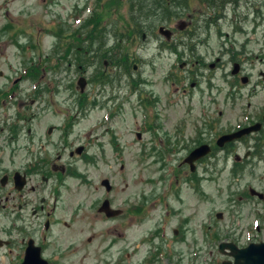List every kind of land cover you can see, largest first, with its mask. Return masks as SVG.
Segmentation results:
<instances>
[{
  "label": "rangeland",
  "instance_id": "rangeland-1",
  "mask_svg": "<svg viewBox=\"0 0 264 264\" xmlns=\"http://www.w3.org/2000/svg\"><path fill=\"white\" fill-rule=\"evenodd\" d=\"M108 1L0 0V83H5L9 77L17 78L22 72L23 62L25 66H30L31 62L40 63L36 59L38 57L43 61L47 56H51V62L56 64L57 55L65 49L72 31L89 15L91 4L94 5V9L98 7L100 14H103L109 5L111 14L119 19L118 27L121 26L120 22L128 23V29L133 30L134 25L129 22L128 15L133 10L129 9L133 0ZM135 1L138 5L141 0ZM203 1L152 0L150 4L146 3L141 16H147L141 23L143 26L141 32L146 35L145 42L158 41L160 37L156 33L158 26L170 27L177 32L178 22H188L189 16L197 17L193 13L196 14L197 10L204 8ZM259 1L239 0L236 7L226 2L225 13L228 10L227 13L231 14L234 9L233 13L236 16L253 13V7L259 8L260 12L257 15L261 14L263 21L260 24L256 23V34H247V37L258 40L248 43L242 49L239 45L244 35L236 34L234 37L237 45L230 49L227 43L220 45L218 42L223 43V38L216 36L214 29H210L209 37L206 38L209 47H198L196 51L198 55L205 57L206 66L213 63L216 69L212 71L208 67H201L198 70L199 74L212 72L205 78L203 77L205 75L202 76L194 91L184 81L178 82L177 79L175 85L165 81L168 69L173 65L171 58H165L167 54L164 58L157 57L155 54L157 49L153 44L139 45L140 34L136 36V33L123 36L125 43L122 49V42L117 33L122 29L117 27L114 37V29L110 26L104 30V45L97 53L93 51L96 46L87 48L86 55L91 62L89 66L76 67L75 63L67 65L65 61L59 63L57 69L43 72L34 80L19 79L15 83L21 91L17 98L26 106V121L23 123L26 139L31 137L36 147L39 141L50 153H54L61 145L59 139L61 132L58 128L67 122L65 134L68 136L70 147L87 145L86 154L90 160L87 163L79 161L77 170L88 174V185L79 184V179L72 178L67 179L66 186L60 189L61 204L57 212L59 224L53 231L52 241L55 246L52 250H57L59 256L64 246L71 243L73 246L69 253H63L62 257L58 258L61 259L59 264H114L115 256H119L121 251L128 252V257H121L123 264H146L144 256L147 244L136 249L135 242L137 240L139 243L144 237L145 234L140 232L142 229L146 231L149 226L154 230L160 228V225L165 226L167 245L170 247L166 264H214L226 260L225 256L216 254L215 246L216 243L226 240L224 230L230 223L231 196L240 194L241 187L249 183V177L242 175L241 171L236 175L230 172V158L227 160L222 153H218L212 159H205L201 169H198L197 173L202 176L199 192L193 193L184 186L178 193V200L174 193L170 194L169 203L175 214L169 211L168 217H163L160 204L153 210L145 207V211L148 212L146 218L151 219L145 220L146 228L141 226L143 228L140 229L141 227L134 226V223L126 228V225L110 220L101 223L98 220L100 215L94 216L95 219L91 218L89 213L81 218L78 216L68 232L60 222L66 219L69 212L65 211L66 206L69 209L89 201L90 212L93 213L94 203L103 198L110 199L112 206L115 207L126 197H132L134 202L142 197L147 201L153 188L158 183L164 184L159 180L161 166L159 162L153 160L155 156L153 157L147 148V155L145 150L140 149L142 144L150 148L148 137L153 135V130H150L151 133L141 134L139 139L136 138L137 132H143V121L150 127L155 122L162 127L157 130V136H162L169 125L173 128L178 123L185 122L189 138L188 134L191 135L189 130L199 125L197 115L203 117L204 114H212L215 117L217 111L220 113L217 125L219 134L238 118L239 111L244 108L246 102H249L250 109L264 103V90L261 88H256L255 95L250 99L245 96L248 87L239 82L234 83V77L229 74L231 63L228 61L229 57L233 56L234 61L238 63L239 73L236 71L234 75L238 74L239 78L248 76L250 82H253L259 75L264 77V0ZM221 2L222 0H215L211 6L213 7L211 14L221 10L219 8ZM165 6L168 8L165 9ZM74 13L78 14L77 19L72 18ZM138 15L135 12V17ZM253 18L255 16L249 14L248 19L242 23L243 30L250 32ZM226 19H229V16L224 20L219 19V29L222 34L230 35L229 22ZM131 37H134L131 39L133 42L128 44ZM201 39L205 37L202 36ZM119 46L120 48H117ZM122 55L127 56V63H124L128 67L133 63L136 71L126 70L122 66L120 79L117 80L114 60H121ZM81 57L83 58L82 53ZM175 69L171 71L183 75L182 72H177L176 67ZM95 75H100L104 84L93 83ZM209 76H212L210 81L212 85L207 87L210 89L208 93L206 80L210 78ZM78 77L85 80L81 93L76 85ZM34 83H37L35 91L32 89ZM107 83H110L111 87ZM135 83L134 87L141 97L148 99L150 96L157 97L159 100L157 105L153 102V105L150 103L146 107H136L134 97H130ZM230 83H234L235 87L229 89ZM181 87H184L186 93L181 92ZM188 88L191 92L187 91ZM233 89H238V92H235L239 95L235 106L231 105L227 96ZM212 97L216 102L211 103ZM167 98L173 104L168 109L164 106ZM9 110L13 112V109ZM153 113L156 114V120ZM48 127L50 131L47 133ZM159 138L163 140L162 137ZM182 144L184 145V142ZM77 160L79 158H74L75 162ZM206 164L207 168L204 170L203 166ZM102 179L107 181L110 189L104 190L105 188L100 186L99 182ZM242 211L243 207L240 206L239 218ZM215 213H220L219 218H215ZM236 220L241 221L238 218ZM2 225L0 222V264H6L5 258L2 257L1 244L4 239ZM210 228L216 229L217 233L211 234ZM174 229L176 233L172 234ZM87 238H90L89 243L86 241Z\"/></svg>",
  "mask_w": 264,
  "mask_h": 264
},
{
  "label": "flooded vegetation",
  "instance_id": "flooded-vegetation-1",
  "mask_svg": "<svg viewBox=\"0 0 264 264\" xmlns=\"http://www.w3.org/2000/svg\"><path fill=\"white\" fill-rule=\"evenodd\" d=\"M199 1L201 2V0ZM204 1L202 3L204 8L197 10L196 14L193 13V15L197 16L196 18L189 16L188 22H178L177 32L173 28L163 27L168 32L159 33L157 27L156 33L160 37H158V41L152 39L154 42H145L147 41L146 35L142 32L139 35V45L141 43H151L157 49L155 52L157 57L164 58V55L167 54L165 58L172 59L173 65L168 69L165 81L172 82V85H175L177 79L178 82L184 81L192 91L197 88L203 75H205L203 76L205 78L209 75V72L211 73L216 69V65L213 63L206 66L205 57L198 55L196 51L198 47H209V41L206 38L209 37L210 29H214L216 36L223 38V43H221L222 41L218 43L220 45L227 43L230 49L237 45L234 36L236 34L244 35L239 45L243 49L248 43H254L258 40L257 38L247 37V34H256V23L260 24L263 21L261 14L257 15L260 12L259 8L253 7L254 12L249 14H253L255 18H253L252 29L247 32L243 30L242 23L248 19V13L236 16L233 13L234 9L231 14H228V10L225 13V9L222 7L223 9L221 8L220 11L211 14L213 11L211 6H213L215 0ZM238 1L230 0L231 6L235 5L234 7H236ZM257 1L260 2L259 0ZM227 16H229V19L226 20L229 22L230 35L228 33L222 34L219 29V19L224 20ZM202 36L205 39H201ZM221 47L226 48L225 46ZM228 61L231 63V67L236 63L233 56L229 57ZM114 62L116 63V74H118L116 79L118 80L120 79L122 59H116ZM236 64L238 65V63ZM175 67L178 70L177 72H182L183 75L173 73L171 70H176ZM201 67H208L212 71H208V74H199L198 70ZM129 70L136 71L133 63L129 66ZM229 74L234 77V83L239 82L241 85L248 87L245 95L248 96V99L255 95L256 88L264 90L263 76L259 75L258 79L250 82L248 76H245L244 80H242L238 74L232 75L231 71H229ZM113 77L115 76L113 75ZM209 77L206 80V91L208 93L210 89L207 87L212 85L210 82L212 76ZM19 79L23 78L14 79L9 77V79L6 78L5 83H0V222L3 224L1 230L4 235L3 244H1L3 247L2 257L5 258L6 264H21L24 257L27 256L29 257V262L34 263V251L37 250V253L45 260L46 264H59L61 259L58 260V258H61L63 253H69L73 246L72 243L64 246L59 256L56 253L57 250H52L55 246L52 241L53 231L55 226L59 224L57 212L61 204L59 200L60 189L66 186L67 179L72 178L79 179V184L88 185V174L77 170L80 164L79 161L89 162L86 154L87 145L81 144L70 147V142L67 140L68 136L63 131L65 123L58 128L61 132V136H59L61 145L58 146L54 153H50L39 141L38 147H36L33 138L28 137L26 139L23 125L26 121V106L17 98L20 96L21 91L15 85ZM234 83H230L229 89L235 87ZM107 85L110 86V83H107ZM134 85L136 83L133 84V87ZM189 88L188 90L186 89L188 92L190 91ZM35 89L36 87L34 91ZM233 90L227 96L229 101H231V105L235 106L236 98L239 95L235 92H238V89ZM181 92L183 94L186 93L184 87H181ZM141 96L135 87L130 92V97H134V105L136 107H146L150 103L153 105V102L157 105L159 101L157 97L150 96L148 99ZM115 97L118 100L117 96ZM210 100L211 103L216 102L213 97ZM172 105L167 98L164 106L168 109ZM9 109H13V112ZM219 114L216 111L215 117L212 114H204L203 117L197 115L199 125L193 126L189 130V133L191 132V135L188 134L189 138H187L188 127L184 125L185 122H180L173 128L172 125H169V128L166 132H163L162 136H157V130L162 128L157 125V122L153 123L152 127L146 122L143 125V132H137L136 138L139 139L141 134L151 133L150 130H153V135L148 137L151 149L146 144H142L140 149L142 148L146 151L147 148L150 154L153 157L155 156L153 160L159 162L158 164L161 166L159 180L164 184L159 185L158 183L153 188L152 194H150L147 201H144L145 199L142 197V199L134 202L132 197H126L115 207L112 206L110 199L103 198L94 203L92 207L93 213L90 212L89 201L88 203L82 202L81 206L69 209L66 206L65 211L69 210V212L66 219L62 220L60 224L68 232L78 216L81 218L89 213L91 218L100 215L98 220L101 223L110 220L124 224L126 228L131 223H134L136 227L145 226L144 228H146L147 223H145V220L150 221L151 219L146 218L148 212L145 211V207H150L149 210H153L156 205L160 204L163 217H168L169 211L175 214L169 203L170 194L174 193L178 200V193L184 186L193 193L199 192L202 176L197 173L198 169H201L205 159H212L218 153H222L227 160L230 158V172L236 175L241 171L242 175L249 177V179L247 178L249 183L241 187L240 194H232L231 196L230 223L227 224V228L224 230L226 235L224 243L229 244L228 246L232 249L245 250L243 254L245 257L244 264H264V103L259 105V107L250 109L249 102H246L232 125L226 126L218 134ZM154 115V120H156V114ZM143 122L145 123V121ZM240 130L246 131L231 141L217 142L219 137ZM49 131L50 127L47 128V133ZM159 137H162L163 140ZM183 142L184 145L182 144ZM77 147L81 148L79 154L75 152ZM201 147L205 149L201 150L200 156L191 158L193 150ZM2 157L4 161H2ZM74 158H79V160L75 162ZM205 168H207V164L203 166L204 170ZM99 184L101 186V180ZM240 206L243 207V211L239 218ZM106 213L109 215L107 216ZM219 216L220 214L215 213L216 219ZM236 218L241 221L239 222ZM88 228H90V223ZM146 229V231L145 229L140 231L145 235L139 243L136 240L134 247L137 249L138 246H142L143 248V245L147 244V252L145 254L148 259L145 260L146 264H166L170 247L167 245L165 226L160 225V228L154 230H151L148 226ZM210 230L211 234L217 233L216 229L210 228ZM175 231V229L172 230V234H175ZM211 234H208V236ZM116 236L119 237L120 234H116ZM86 241L89 243L90 238H87ZM223 251L226 256L217 250V245L215 246L216 254L225 256L227 262L233 263L232 250L227 247ZM256 253L257 255H255ZM122 255L128 257V252H119V256H115L114 264H121ZM195 255L196 252L193 253V256ZM222 261L220 260L214 264H220Z\"/></svg>",
  "mask_w": 264,
  "mask_h": 264
},
{
  "label": "trees",
  "instance_id": "trees-1",
  "mask_svg": "<svg viewBox=\"0 0 264 264\" xmlns=\"http://www.w3.org/2000/svg\"><path fill=\"white\" fill-rule=\"evenodd\" d=\"M108 2H112V0H109ZM133 0V4H130L129 9L133 10L128 13L129 15V22L133 23L134 25V29H128L129 24L128 23H121L120 22V27H118L119 25V19L115 18L114 15L111 14L110 9H109V5L107 6V8H105L106 10L104 11L103 14H100V12H98V7H96L94 9V5H93V10L91 12V14L89 15V17L84 20L80 26L75 29L74 31H72V36L69 38V40L67 41V43L65 44V49L62 55L61 59H64L65 61H68V58H65V55L68 54V56H70V54H72V59H73V63H75V66H83V67H87L91 64L90 62V58L88 55H85L87 53V48L88 47H92L93 45L96 46V48L93 50L95 51L94 53H97L99 51V48H101L102 44H104V30L106 27L110 26L111 29H114V37H115V32L117 31V27L122 29L120 31H118L117 33L119 34V38L120 41L122 42L121 48L123 49V45H124V40H123V36H126L128 34L131 33H136V36L140 34L142 27L141 23L144 21L143 19L147 16L141 17L143 14V8L144 5L146 3H151L152 0H141L139 2V4L137 5V2ZM230 3V0H222L221 2V6L219 7L220 9L223 7L224 5L227 3ZM222 8V9H223ZM165 9H167V7L165 6ZM136 14H139L138 16L135 17V12ZM134 17V18H132ZM138 18V19H137ZM131 20V21H130ZM143 20V21H142ZM138 21V23H137ZM118 38V39H119ZM117 39V38H116ZM131 39H134V37H131L128 41V44L133 42ZM115 40V39H114ZM87 46V47H86ZM86 47V48H85ZM117 48H120L117 47ZM80 53L83 54V58H80ZM51 56H47L46 58H44L43 63H41V65H38V68H40V72L41 70L43 72L46 71H53V69H57V67L59 66V61H56V64H54L53 62H51L52 60ZM122 59V66L126 68L125 63H127V56L122 55L121 56ZM105 61V60H103ZM107 61V60H106ZM105 61V62H106ZM109 62H113V61H109ZM125 62V63H124ZM114 64H116L114 62ZM38 68H34L31 67V72H37ZM93 83L96 82H104L103 79H101L100 75H95V77L92 79ZM82 106V105H80Z\"/></svg>",
  "mask_w": 264,
  "mask_h": 264
},
{
  "label": "water",
  "instance_id": "water-1",
  "mask_svg": "<svg viewBox=\"0 0 264 264\" xmlns=\"http://www.w3.org/2000/svg\"><path fill=\"white\" fill-rule=\"evenodd\" d=\"M158 31L159 32H163V33H167L168 31L167 30H163L161 27L160 28H158ZM236 70H237V66L236 65H234L233 66V71H232V73H235L236 72ZM243 80V79H242ZM77 84H78V86H79V88H80V90L82 89V86H83V79L82 78H79L78 79V81H77ZM246 130H240V131H238V132H235V133H232V134H229V135H224V136H222L220 139H218V141L217 142H220V141H229V140H231V139H233V138H237V137H239L241 134H243L244 132H245ZM202 149H205L204 147H201V148H197V149H195V150H193V152L191 153V158H194V157H198V156H200V154L202 153L201 152V150ZM77 153H79V151H80V149H76L75 150ZM101 184L105 187V190H108L109 189V186L107 185V181L106 180H103V181H101ZM106 215L108 216L109 214H107L106 213ZM229 244H225V243H220L219 245H218V249H219V251L220 252H223V249L224 248H227L228 247V249H231L232 251H231V257L233 258V263H229V262H226V261H224V262H222L221 264H244V252H245V250L244 249H232L231 247H229L228 246ZM35 253H34V263H30L29 262V257L27 256V257H24V260H23V262L21 263V264H46V262L45 261H43L40 257H39V254L37 253V250H35L34 251ZM255 255H257V253L255 254ZM250 260H251V258H250ZM251 262V261H250Z\"/></svg>",
  "mask_w": 264,
  "mask_h": 264
}]
</instances>
